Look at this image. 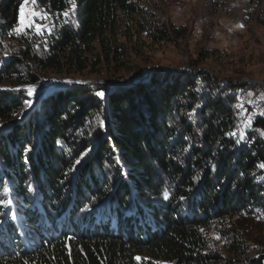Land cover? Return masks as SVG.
Segmentation results:
<instances>
[{"label":"trees","instance_id":"trees-1","mask_svg":"<svg viewBox=\"0 0 264 264\" xmlns=\"http://www.w3.org/2000/svg\"><path fill=\"white\" fill-rule=\"evenodd\" d=\"M143 1L75 0L73 14L66 0H43L37 8L50 13L54 28L43 35L28 30L43 52L37 57L32 46L23 63L54 77L99 76L101 66L123 69L143 48L183 37L152 21ZM22 2L1 1L4 38L17 26ZM15 65L4 69L0 87L41 86L29 72L16 75ZM142 75L110 76L99 87L106 102L96 95L84 101L86 88L47 93L16 125L28 108L26 95L0 91V196L29 222L24 231L12 211L0 207V264H240L235 257L243 250L234 238L221 233L225 258L210 249L205 233L237 213L264 211V99L247 106L251 125L241 129L236 96L250 88L223 90L213 78L197 76L210 89L197 111V140L188 118L181 123L179 117L190 93L180 79L158 99L147 95L148 86L108 85ZM105 107L108 123L95 137L93 125Z\"/></svg>","mask_w":264,"mask_h":264},{"label":"rangeland","instance_id":"rangeland-1","mask_svg":"<svg viewBox=\"0 0 264 264\" xmlns=\"http://www.w3.org/2000/svg\"><path fill=\"white\" fill-rule=\"evenodd\" d=\"M142 3L145 10L149 12L152 21L165 23L179 30L183 33V37L172 36L171 42L143 48L141 58H130L128 62H125L123 69L116 67V65L101 66L95 69L100 70L99 76L72 75L69 77L62 75L54 77L49 76L51 73L41 71L31 63L26 65L23 63V53L35 47L34 52L38 57L43 52L42 44L34 43V37L30 36L28 30H26L27 35H16L12 31L11 35L4 38L0 27V75L3 74L4 69L9 64L14 62L17 65L12 71L16 75L23 77L27 76L26 73L29 72L39 77L42 83L41 86L36 85V91L32 96H29L26 91L28 85L16 88L7 85L0 87V91L8 94L9 97L11 95L15 98L25 94L26 97L23 100L31 101L23 115L12 121L13 125L22 123L34 112L47 93L61 91L62 95L67 90L76 89V87L86 88L90 95L83 100H92L95 98V92L100 90L101 85H106V80H109L110 76L128 75L133 71H140L147 77L142 82L125 86L126 89L148 86L147 95L156 98L160 90L169 88L172 82L177 79H180L179 82L190 86V93L183 97V103L186 104L183 107L178 106L179 117L182 119L181 123H183V119L188 118L193 137L197 140L200 137L196 129L200 124L197 111L203 106L207 95H210H205L210 91L208 84L201 79H196L197 76L203 75L213 78L217 86L223 90L230 86L241 85L250 88L247 93L245 91L237 93V102L234 106L238 112L239 127L241 129L248 128L251 125V122L249 123L251 118L248 115L247 106H253L252 104L261 97L264 99V93H260L259 90L264 88V0H144ZM37 10L39 9L37 8ZM19 25L20 12L16 27ZM51 79L61 81H51L48 83L49 85L44 82V80ZM155 79L157 81L153 84ZM108 85L111 86L110 83ZM94 86L98 88L95 89ZM14 89H20V91H13ZM195 97L196 99H194ZM102 101L106 102V96ZM262 105L264 107V104ZM106 117L107 110L105 107L99 112L96 126L93 125L95 137L97 131L104 132V127L101 124L108 123V119H104ZM9 126L4 124L2 129ZM34 132L35 138H40L42 134L40 129L37 128ZM36 142L37 139L32 147L36 145ZM72 197L75 196L72 195ZM0 207L3 209L5 207L7 212L11 210L24 231L29 229L26 216H20L19 211L14 208L5 194L0 196ZM84 217L83 215L82 218ZM71 218L73 217L71 216ZM90 225H93V222ZM221 233L228 234L229 237L236 240L237 244L241 245L243 252L237 253L235 262L243 264V260H245L251 261V264H264V211L258 215L255 213H237L222 221L214 222L213 227L205 233L210 249L220 250L223 256L228 258L225 235L222 236ZM217 236L220 239H216ZM230 259L233 257L231 256ZM157 264L170 263L162 260Z\"/></svg>","mask_w":264,"mask_h":264},{"label":"snow or ice","instance_id":"snow-or-ice-1","mask_svg":"<svg viewBox=\"0 0 264 264\" xmlns=\"http://www.w3.org/2000/svg\"><path fill=\"white\" fill-rule=\"evenodd\" d=\"M43 0H23L22 3L19 4V12H20V25L13 29L16 35H27L26 30H32L37 35H43L44 32H48L49 34L52 33V29L54 28V25L50 23H46L45 21H51L52 17L50 13L46 9H40L37 10V6L42 3ZM67 3L72 4L73 8L70 11H73L75 9V0H66ZM31 7H28V6ZM63 16H68L69 12L65 11L62 13ZM12 33H9L11 35ZM68 83H71V81H68ZM77 83H80L77 81ZM13 91H20V89H14ZM26 91L29 96H32L36 91V85L30 84L27 86ZM96 96L100 97L101 99L104 98L105 93L103 91H97L95 93ZM27 105L31 104V101H25L24 102ZM264 115V113H261ZM251 121H249L250 123ZM103 126V124H101ZM264 134V133H262ZM80 161H77V164H79ZM261 167H264V165H261ZM168 198L167 193H165V199ZM216 239H220L219 236L216 237ZM139 259V258H137Z\"/></svg>","mask_w":264,"mask_h":264},{"label":"water","instance_id":"water-1","mask_svg":"<svg viewBox=\"0 0 264 264\" xmlns=\"http://www.w3.org/2000/svg\"><path fill=\"white\" fill-rule=\"evenodd\" d=\"M145 77H147V76L146 75H143L139 79H136L135 81H133L131 83H128V84H111V86H113L115 88H121V87L129 86V85H134V84H137L139 82H142ZM51 81H53V82H60L61 80H59V79L44 80V82L47 83V84L50 83ZM64 83H66V82H64ZM3 129H5V128H3Z\"/></svg>","mask_w":264,"mask_h":264}]
</instances>
